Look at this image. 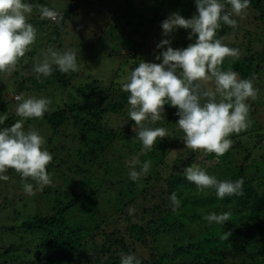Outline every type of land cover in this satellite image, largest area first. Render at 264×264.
<instances>
[{"label":"trees","instance_id":"1","mask_svg":"<svg viewBox=\"0 0 264 264\" xmlns=\"http://www.w3.org/2000/svg\"><path fill=\"white\" fill-rule=\"evenodd\" d=\"M82 1L75 0L56 21L49 18L50 22L60 21L62 26L71 21L79 15ZM103 1L113 0H95ZM221 2L230 10L228 0ZM143 3L144 0L124 1L130 14L122 23L125 30L121 33L129 41L137 35L139 40L133 44L138 50L150 41L151 32L162 19L175 12L180 15L190 12L183 15L188 19L196 12L194 0ZM143 5L146 9L140 12ZM247 14L251 20L247 16L234 17L237 27L222 25L217 31L222 43L243 54L240 58L226 57L219 67L237 72L240 78L264 83L263 3L251 0ZM45 22L33 19L29 23L38 28ZM178 30L183 41H174L171 47L185 48L194 42L195 38L193 41L186 38L187 30ZM55 34L58 35L57 30ZM257 47L263 50L261 55L257 54ZM49 49H53L52 42ZM26 57L19 58L17 71L21 70L18 63ZM137 66L135 63L131 71ZM17 71L6 82L0 79V116L7 115L0 127H10L20 118L16 113L9 114L6 107L14 102L7 101L6 84L13 83ZM118 71L119 68L114 75L116 80L105 90L101 89L100 81H94L84 89L77 88L75 95L67 92L73 79L70 73L54 70L46 78L66 94L65 105H57L43 119H28L24 124L31 121L47 124L53 132L49 142L54 141L60 129L66 128L67 133L59 136L61 143L51 151L53 160L47 171L57 179L66 175L70 183L65 182L69 186L63 188L51 181L42 192L36 193L56 197L48 214L34 215L19 223L3 212L9 209L12 200H25V181H12V169L5 173L8 179L0 180L8 183L0 194V264H120V257L127 254H134L141 264H264V101L260 96L247 101L252 126L233 134L231 148L219 159L184 146L182 133L175 125L179 119L175 115L177 109L168 105L164 106L165 120L150 125L164 127L168 135L158 139L152 151L144 152L140 141L135 139L138 129H133L134 122L128 119V93L121 91L123 82H117ZM34 80L40 81L36 77ZM13 93L21 95L19 90ZM68 101L71 102L67 104ZM64 138L69 141V148L60 146ZM134 160L151 162L149 172L135 182L128 176ZM189 165H197L220 180L243 179L244 194L218 199L213 189L204 194L197 192L183 175ZM214 168L217 171H212ZM194 191L196 194L192 196ZM174 192L181 201L175 213L169 201ZM225 211H231L232 215L224 226L215 223L210 226L203 218L208 213L219 215ZM224 232L231 235L221 239Z\"/></svg>","mask_w":264,"mask_h":264},{"label":"clouds","instance_id":"2","mask_svg":"<svg viewBox=\"0 0 264 264\" xmlns=\"http://www.w3.org/2000/svg\"><path fill=\"white\" fill-rule=\"evenodd\" d=\"M251 0H228L230 10L221 0H194L195 14L188 19L178 12L170 14L161 23L162 37L156 45L160 63L141 61L125 77L121 91L128 93V119L134 122L135 139L142 144L144 152L168 135L164 127H151L152 123L165 120V105L176 108L179 117L175 125L182 133L180 139L186 148L204 155L214 154L217 159L224 156L232 146L233 134L245 132L252 126L249 118V99L255 100L258 89L251 79L240 78L232 70H222L219 66L226 57L238 58L239 50L231 48L217 38L222 25L235 28L237 19L247 14ZM32 6L25 0H0V73L17 65L19 58L30 50L36 40L37 30L27 22L26 14ZM42 18L55 19L58 13L42 7ZM187 30V39L193 41L185 48L171 47L172 35L178 30ZM55 66V67H54ZM36 79L49 77L54 70L75 73L78 70L77 54L73 50L58 52L49 49L44 58L34 66ZM210 85V86H208ZM18 119L10 127H0V180L6 181L5 173L15 170L22 179L23 192L35 196L37 192L51 184L47 166L53 160L44 147L46 140L33 129L26 130L28 119H43L50 112L52 101L48 98L14 97ZM7 115L0 116L3 125ZM139 166V170H137ZM151 167L150 161L134 160L128 173L129 179L138 181ZM188 182L198 191L215 190L218 199L243 195L244 180H220L197 165H189L183 170ZM31 182H27L28 180ZM169 201L175 213L181 201L174 192ZM231 211L221 214H206L203 218L211 226H224L229 222ZM230 232L221 234L227 239ZM120 264H141L134 254L122 255Z\"/></svg>","mask_w":264,"mask_h":264},{"label":"rangeland","instance_id":"3","mask_svg":"<svg viewBox=\"0 0 264 264\" xmlns=\"http://www.w3.org/2000/svg\"><path fill=\"white\" fill-rule=\"evenodd\" d=\"M41 1L42 3H40L39 0H25L26 3H30L32 6L31 13L26 14L27 22H30L33 19L47 22L36 28V40L30 45V50L25 53L28 57L18 63L21 70L17 71L19 68L15 67L5 72L4 75L0 77L3 82H6V80H9L13 76L14 71H17L13 83L7 82L6 84L9 89H7V93L9 94L7 101L14 100L15 102H9L6 105L9 114L14 115V113H16L15 108L17 101H15L14 97L19 95L13 93L16 90H19L24 98L44 97L50 99L52 101L50 106L52 110L57 105H65L66 94L56 88L59 86L58 84L54 82L50 83V81L48 82L46 80L48 77H41V79H39L40 81L34 80L36 77V73L33 70L34 66L44 58L45 53L48 51L47 47L51 42L53 43L52 50L64 52L70 49L77 54L78 70L75 73L69 74V76L73 77L71 84L67 88L69 95H75L77 88L81 87L84 89L94 81H100V84L103 86H101V89L105 90L107 85H110L112 81L116 80L114 75L118 68V76L120 79L117 82L122 83L125 81V77L129 74L128 72L131 71L133 66H135V63H137V65L141 61L160 63V61L155 59V57L159 55V50H157L156 45L161 39L165 38L161 35L162 29L160 26L162 21L166 18L162 19L161 22L156 25V29H153L150 41L145 44V47H143L142 50H138L133 43L138 41L139 37L135 35L132 40L129 41L121 33L125 30L122 23H124L125 17L128 15L127 13H129L125 10V0L108 1L106 2L107 4L104 1L96 3L95 0H83L81 2L79 15L72 17L71 21H66L62 26L60 21L52 23L49 18H42L41 9L42 7H46L55 11L59 15L73 5L75 0ZM260 1L264 5V0ZM145 3L146 0H144L143 4ZM145 6L146 5L141 6L140 12H144L146 9ZM120 7L122 8L120 9ZM119 9L120 11H118ZM189 13L190 12L184 13L181 16L189 15ZM246 16L251 20L249 17L251 16L250 14L241 17L246 19ZM56 30L58 35L55 34ZM53 34L55 35L52 36ZM174 41L180 43L183 41V35L179 33V30L172 35L171 44ZM227 44H229L228 40ZM256 49L257 54L261 55L263 53V50H260L258 47ZM242 55L241 51H239L238 58ZM129 56H132V58H128ZM29 76L30 78L32 77V79H28ZM40 86L41 89H39ZM253 86L258 89L257 98L260 96L259 99L264 101V83L256 81L253 82ZM70 102L71 101H68L66 103L69 104ZM255 119L258 120L259 117L258 119ZM258 122L261 123V121ZM24 128L26 130L33 129L38 131L39 134L45 138L46 144L44 147L50 152V154L54 149L53 147L58 145V143H61L62 140L59 137L61 136L60 134L65 135V133H67V131L65 132L66 128L60 129L55 137H53L54 141L49 142L53 132L47 124L44 125L39 121H31L24 124ZM64 139L65 140H63V143L60 146L62 148L65 146L69 148V141L66 140V138ZM212 171H217V169L214 168ZM11 172L13 175L12 181L21 180L20 175L16 173L15 170L12 169ZM66 177L67 176L65 175L64 177L57 179L50 175L51 181L54 182V185L56 187L61 185L63 188L69 186V184L65 182L70 183V179H67ZM63 178L65 180H63ZM7 185L8 183L0 182L1 195L4 186L7 187ZM194 189L197 190L196 186H194ZM207 191L199 192L204 194ZM195 194L196 191L193 192L192 196ZM55 199L56 197L54 195L50 196L43 194L36 195L35 198L26 196L25 200L21 202H15V200H12L11 206H9V209L5 210L3 214L7 215L10 219H15V222L18 220L20 223L23 220H28L34 215L48 214V209L51 207L50 203ZM15 224V226H17V223Z\"/></svg>","mask_w":264,"mask_h":264},{"label":"built area","instance_id":"4","mask_svg":"<svg viewBox=\"0 0 264 264\" xmlns=\"http://www.w3.org/2000/svg\"><path fill=\"white\" fill-rule=\"evenodd\" d=\"M51 20H52V22L56 21V19H51Z\"/></svg>","mask_w":264,"mask_h":264}]
</instances>
